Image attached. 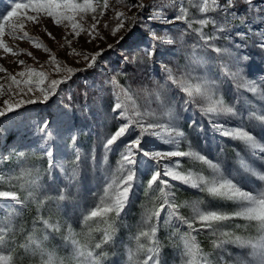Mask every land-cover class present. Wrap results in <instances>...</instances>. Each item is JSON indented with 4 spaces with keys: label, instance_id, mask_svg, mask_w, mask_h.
Listing matches in <instances>:
<instances>
[{
    "label": "snow or ice",
    "instance_id": "6c2138e0",
    "mask_svg": "<svg viewBox=\"0 0 264 264\" xmlns=\"http://www.w3.org/2000/svg\"><path fill=\"white\" fill-rule=\"evenodd\" d=\"M118 2L137 11L116 10L114 26L105 21L103 28L113 37L125 31L117 44L138 32L121 59L133 70L157 65L159 79L116 72L99 87L93 82L91 94L84 89L37 117L19 110L47 104L78 73L100 65L106 49L72 45L82 35L86 43L107 41L100 25L109 0H13L0 12V51L33 57L7 36L50 54L47 69L19 60L24 67L13 74L0 65V98L7 96L0 106V264H170L168 245L171 264H264V69L253 71L255 57L264 61V0ZM48 18L65 29L63 43L44 27L46 34L83 68L58 59L26 30ZM178 54L182 62L161 59ZM89 120L98 135L85 152L79 135ZM109 123L114 128L102 131ZM36 153L42 168L31 160ZM182 188L197 198L179 203ZM141 193L140 219L128 225L127 210ZM30 202L47 209L26 229L19 219ZM203 233L211 251L197 239Z\"/></svg>",
    "mask_w": 264,
    "mask_h": 264
},
{
    "label": "trees",
    "instance_id": "16d2710c",
    "mask_svg": "<svg viewBox=\"0 0 264 264\" xmlns=\"http://www.w3.org/2000/svg\"><path fill=\"white\" fill-rule=\"evenodd\" d=\"M25 2V0H23ZM13 2L7 1L6 6L8 8H10V5ZM0 12H4V10H2L0 8ZM138 33V32H136ZM128 51V48H124L122 46V44H115V46L111 49H107V51H105L104 53V57L100 63V65L95 68V69H90L87 72H80L77 74L76 78H74L73 80L69 81L68 84L62 85L61 87L64 89L62 92H60L59 97L56 99V101L58 102V105H63L65 103H69L70 98L71 97H79L82 92L84 91V89H88L89 93L91 94L93 91H95L94 88L91 87V85H93V82H95L96 87H99L100 81L102 79H104L105 77L109 76V75H114L116 72H120V71H127L129 76H135L137 78V80H139L141 77L144 78H149L152 75H155L157 79H159V75L157 74V65H151L150 62H146L144 65H141L140 67L136 68L135 70H133V68L131 66H126L124 61L121 59V56H123L125 54V52ZM162 60H168V59H172L174 61H178V62H182V54H178L177 56L174 57H161ZM255 59H260L261 58L259 56L255 57ZM256 61V60H255ZM258 66H254L253 71L259 72L260 70H257ZM255 69V70H254ZM83 75V76H82ZM86 79L89 78L90 79V83L86 84L84 83V78ZM119 80V82L121 84H125L126 78L124 76H119L117 78ZM136 85L133 84V87H135ZM78 103V100L76 101ZM140 101H138L139 103ZM51 103V102H50ZM49 103V104H50ZM33 107H37L39 106L38 103L33 104ZM29 106H24L23 109H26ZM45 107H48L47 104ZM48 108H46L47 110ZM46 114H48V112L46 111ZM77 123L79 124H84L85 122L81 119L78 120ZM181 125L185 128L186 131L189 132V134L191 135V138L193 140V143L195 144L197 142L195 135L191 134V130L187 129V121L186 120H181ZM114 128V125L109 123L108 127L105 129H102V131L108 132L111 131ZM97 135H98V128H97V123L92 122L91 120H89L87 122V126L83 127L80 135H79V144L81 145L82 149L87 152L89 151L92 146L95 144L96 139H97ZM214 155V154H213ZM228 156L229 158L234 156V153H232L231 149H229L228 151ZM41 156L39 155V153H36L34 155L31 156V160L33 162H36L37 167L42 168L44 165L42 163H40L41 161ZM110 159L114 160L115 157H111ZM186 159V158H184ZM183 166L185 168H189L192 167L191 163L187 162V163H183ZM4 167H10V165H4ZM89 178V182H90ZM87 187H88V182H86L85 184V191H87ZM197 192L193 189H189V188H182L178 193H177V201L179 203H185V202H189L191 200H194L197 198ZM199 195H203V194H199ZM145 202V198L143 196V194L141 193L138 198L136 199L135 203H133L130 207V209H128V215L126 216V223L128 225H136V223L138 222V220L140 219V216L142 214L143 208H142V203ZM206 202H211V203H215V204H220L222 202L219 201H207ZM46 209H47V205H45L44 208L38 209L37 205L35 203H29L23 210L22 215L19 219V222L22 223L25 228H30L31 226V222L33 220V218L35 217V215L37 214V212L39 211L42 214H46ZM67 212H71V208L66 209ZM181 214L185 215V216H190L191 215V210L187 207H182L180 209ZM162 216L164 215V213L161 214ZM57 218V217H54ZM73 227L76 228L77 231H79V226L76 224H73ZM119 237L121 239L126 240L127 239V235H128V229L127 228H121L119 233H118ZM18 239L20 240V242H24V237L23 234L18 237ZM162 239H164V237L162 236ZM198 241L201 244V247L204 248L205 251H211V237H209L206 233L200 234L197 236ZM50 246L51 247H55L57 244V241H50ZM165 244L168 245L167 240L165 239ZM165 253L167 255V258L171 264V260H172V252H171V247L170 245H168L165 248ZM61 254H63V252H61Z\"/></svg>",
    "mask_w": 264,
    "mask_h": 264
},
{
    "label": "rangeland",
    "instance_id": "374dc122",
    "mask_svg": "<svg viewBox=\"0 0 264 264\" xmlns=\"http://www.w3.org/2000/svg\"><path fill=\"white\" fill-rule=\"evenodd\" d=\"M7 1L13 2V0H0V8L4 11L6 8ZM15 2H24V1L15 0ZM129 2L133 3L135 2V0H129ZM109 4H110V8L105 13V16L101 20V25H100V31L103 33V35L108 37L107 41L105 42L103 40H100L97 43H86L85 36L82 35L79 38V43L73 42V45H72L73 48H76L77 50H80V51L87 50L89 52H94V51H97L99 48H104L107 51L108 44H112L115 46V44H117V40L119 39V36L126 35L125 31L121 30L116 37L111 36L109 31L103 28V23L105 21H108L110 26H114L115 20L110 19V18H114L116 10L124 11L126 15L131 16L133 13L137 11V9L132 8L131 11H128V8L125 6V4L118 2V0H109ZM8 10H10V8H8ZM44 27H47L48 31H50L53 34V36L56 37V41H60V43H63V41L61 40V37L64 35L65 29H63V27L54 26L50 18L42 19L41 24H33L29 22L27 24L26 30L29 32L30 35L39 37L40 40L51 50V53H54L57 56V58L60 59L61 61H65L70 66H73L76 68H83L84 67L83 61H81L80 63H73L75 59H79V58L77 57L69 58L67 55L69 49L66 47L61 48L60 44L50 39L49 36L44 31ZM125 27H127V24L125 25ZM139 39H140L139 33H133L132 35L128 37L126 41L120 44H122V46L127 49L129 48V45H132L134 42L138 41ZM5 40L10 44V46H14L17 50L22 48V49H25L27 52H32L33 57H35V59H33V57H29L26 53H21L17 55L16 57H13L10 54H5L2 51H0V65H3L5 68H7L9 72L14 74L22 70L24 66H18L17 62L19 60H24L26 62V65H32L33 67H36V68H40L41 64L45 65V69L48 68L47 61L49 59V55H50L49 53L44 52L42 49L34 48L32 44L27 40H10L7 36H5ZM255 60H256L255 66H258L257 70L264 69V61L260 59H255ZM5 75H6L5 73H0V76H5ZM83 78L85 79L84 83L86 84L90 83L89 78L87 79L85 77ZM0 82H3V81H0ZM59 95L54 96L49 100V102L47 103L48 107H45L46 104H41V103H38L39 106L37 107H33L32 106L33 104L25 105L29 107L23 110L20 109L19 110L20 115L21 116L30 115L32 117H37V114L46 116L47 115L46 111L48 113L55 112L58 106V102L56 101V99L59 97ZM4 98H7V96L0 98V106H2ZM46 108L48 109L46 110ZM12 115H15V114H12ZM182 160H183V163L189 162L187 159H184V158H182Z\"/></svg>",
    "mask_w": 264,
    "mask_h": 264
}]
</instances>
